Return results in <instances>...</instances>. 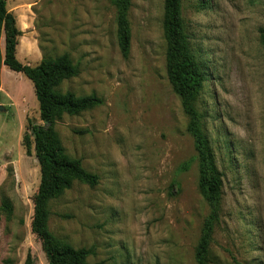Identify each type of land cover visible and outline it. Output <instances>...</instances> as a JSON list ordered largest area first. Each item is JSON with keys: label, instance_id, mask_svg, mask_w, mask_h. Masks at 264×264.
<instances>
[{"label": "rangeland", "instance_id": "obj_1", "mask_svg": "<svg viewBox=\"0 0 264 264\" xmlns=\"http://www.w3.org/2000/svg\"><path fill=\"white\" fill-rule=\"evenodd\" d=\"M130 1L125 57L113 0H6L22 32L18 61L36 68L68 55L78 76L56 91L104 101L56 120L65 155L99 184L75 181L50 201L48 230L90 251L88 264H198L210 210L168 76L165 0ZM180 13L208 75L195 105L223 178L208 263L264 264V0H181ZM0 67V264H49L32 231L41 168L31 128L44 125L40 107L31 82Z\"/></svg>", "mask_w": 264, "mask_h": 264}, {"label": "trees", "instance_id": "obj_2", "mask_svg": "<svg viewBox=\"0 0 264 264\" xmlns=\"http://www.w3.org/2000/svg\"><path fill=\"white\" fill-rule=\"evenodd\" d=\"M181 0H165L163 29L167 42V69L169 80L180 97L185 115L189 118L188 132L195 142L199 160V186L210 215L205 222L196 259L198 264H209L208 254L213 242L214 228L220 218L223 178L218 170L212 151L202 132L201 116L196 100L207 82L208 75L202 71L190 49L189 37L183 30L180 13ZM130 0H113L117 10L120 47L127 57L130 46L127 14ZM22 32L15 17L8 12L6 0H0V44L4 37V50L0 46V61L11 72L24 75L33 85L44 125L31 128L37 160L41 168V184L34 200L33 233L44 245L49 264H88L91 252L75 250L62 245L48 230V206L50 201L72 188L75 181L92 188L99 184L96 175L87 173L79 160L69 159L54 132L58 117L78 116L104 104L96 96L76 98L72 93L60 94L57 87L64 81L78 76V70L68 55L51 60L44 58L41 65L32 68L17 59L19 38ZM264 50V28L260 30ZM1 87V71H0ZM1 96V95H0ZM1 100V97H0ZM47 124L49 126H47ZM4 203L2 209L11 212ZM26 264H32L28 258Z\"/></svg>", "mask_w": 264, "mask_h": 264}, {"label": "crops", "instance_id": "obj_3", "mask_svg": "<svg viewBox=\"0 0 264 264\" xmlns=\"http://www.w3.org/2000/svg\"><path fill=\"white\" fill-rule=\"evenodd\" d=\"M2 50H3V48H2ZM0 71H1V80H3L2 79V77H3V73H4V70H3V67H0ZM24 76V75H23ZM25 77V76H24ZM26 78V77H25ZM27 79V78H26ZM28 80V79H27ZM29 81V80H28ZM30 82V81H29ZM32 84V83H31ZM34 88V87H33ZM30 106H33V104L31 105L30 104Z\"/></svg>", "mask_w": 264, "mask_h": 264}, {"label": "water", "instance_id": "obj_4", "mask_svg": "<svg viewBox=\"0 0 264 264\" xmlns=\"http://www.w3.org/2000/svg\"><path fill=\"white\" fill-rule=\"evenodd\" d=\"M2 113H6V108L3 105H0V114ZM47 126L49 125L47 124Z\"/></svg>", "mask_w": 264, "mask_h": 264}]
</instances>
